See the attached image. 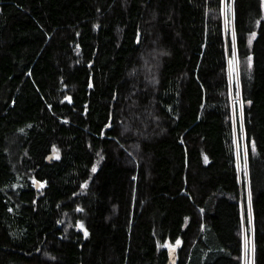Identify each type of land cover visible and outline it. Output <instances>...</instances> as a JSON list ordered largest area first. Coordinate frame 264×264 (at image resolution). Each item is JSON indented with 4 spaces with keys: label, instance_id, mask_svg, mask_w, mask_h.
<instances>
[{
    "label": "trees",
    "instance_id": "16d2710c",
    "mask_svg": "<svg viewBox=\"0 0 264 264\" xmlns=\"http://www.w3.org/2000/svg\"><path fill=\"white\" fill-rule=\"evenodd\" d=\"M246 259L264 264L261 0H0V264Z\"/></svg>",
    "mask_w": 264,
    "mask_h": 264
},
{
    "label": "snow or ice",
    "instance_id": "6c2138e0",
    "mask_svg": "<svg viewBox=\"0 0 264 264\" xmlns=\"http://www.w3.org/2000/svg\"><path fill=\"white\" fill-rule=\"evenodd\" d=\"M233 2H234V0H233ZM261 3H262V5H264V0H261ZM228 23H229L228 17H227V15H225V24L227 25ZM254 35H255V33H253V36ZM235 42H236V33H235V31H233L232 32V45H233V47L235 46ZM248 60H249V66H250L251 65L252 57L249 56L248 57ZM229 63L230 64H234L235 63V56H233V59L231 61H229ZM68 99H69V101L71 100L70 97ZM247 103L250 105L252 102L249 100V101H247ZM242 108H243V101H241V109ZM242 120H243V115H242V112H241V121ZM255 147H256L255 141L252 140L251 141V148H252V150H255ZM247 153H248V146L246 145L245 146V149H244L245 156L247 155ZM92 171L95 172L96 171V168L94 167L92 169ZM37 183L39 184L38 181H37ZM84 187L87 188V184H85ZM247 199H248V204H247V220H248V225L251 228V233L254 235L255 226H254V216H253V213H252V205H251L252 193H251V188L250 187H249V190H248ZM77 211H83V209L77 208ZM79 227H80V229H83L84 237L87 238L89 236V233H88L87 229L84 227L83 223H81L79 225ZM248 231H249L248 228H245L244 229V232H245V236H244V240H245V254L247 255L248 252H251L254 255L255 254V251H256L255 244L252 243L251 244V247H249V243L250 242H249V239H248ZM181 243H182V241L179 240V239H177L175 241L176 246H179ZM245 264H248L247 259L245 261Z\"/></svg>",
    "mask_w": 264,
    "mask_h": 264
},
{
    "label": "rangeland",
    "instance_id": "374dc122",
    "mask_svg": "<svg viewBox=\"0 0 264 264\" xmlns=\"http://www.w3.org/2000/svg\"><path fill=\"white\" fill-rule=\"evenodd\" d=\"M233 102H236V100H235V99H233ZM238 102H239V100H238Z\"/></svg>",
    "mask_w": 264,
    "mask_h": 264
}]
</instances>
